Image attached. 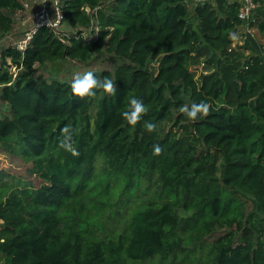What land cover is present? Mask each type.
Here are the masks:
<instances>
[{
	"label": "trees",
	"instance_id": "obj_1",
	"mask_svg": "<svg viewBox=\"0 0 264 264\" xmlns=\"http://www.w3.org/2000/svg\"><path fill=\"white\" fill-rule=\"evenodd\" d=\"M58 1L70 31L42 26L24 50H2L0 141L43 182L0 184V260L264 264V0H253L248 23L237 0ZM23 7L0 0V36ZM245 26L263 38L245 33L247 56L232 46ZM105 47L118 63L93 74L112 92L77 95L36 66L86 62ZM133 97L147 109L134 125L122 116ZM194 104L207 106L195 120L181 111ZM133 204L109 227L107 210L121 216Z\"/></svg>",
	"mask_w": 264,
	"mask_h": 264
},
{
	"label": "rangeland",
	"instance_id": "obj_2",
	"mask_svg": "<svg viewBox=\"0 0 264 264\" xmlns=\"http://www.w3.org/2000/svg\"><path fill=\"white\" fill-rule=\"evenodd\" d=\"M54 0H52L53 2ZM41 0H23L24 7L17 12L11 14L14 18L15 23L13 29L8 32L1 34L0 36V62L2 56V50L8 46H14L16 42L21 41L25 38L28 31L33 27L34 23V13L36 9L39 7ZM191 6V5H189ZM62 32H68L71 29L63 24L61 26ZM251 31L258 40L263 42L262 35L255 28L248 29L246 26L241 27L239 31L233 38L232 46L242 55V52L245 56L249 54L248 49H246L244 45L245 33ZM243 59V57H242ZM7 63L10 65L9 69L14 71L15 73L19 72V68H16L12 65L10 58H7ZM118 63V59L115 55L110 51L106 50V47L103 49L102 53L97 55L94 54L89 61L82 62L78 60H69L63 59L56 62H46L44 64H37L39 68V73H42L44 77L48 79L58 78L60 80L72 81L74 74L80 73L83 74L85 72H100L104 69L114 70ZM202 66L198 68H193L197 74L201 71ZM97 100V99H96ZM97 101L95 102L93 108L90 110L92 115L96 114L97 110ZM8 106L3 103L0 99V114L7 113ZM172 122L168 124V127H171ZM173 131H177V134L181 137H187L189 135L188 132L184 133L183 130L178 128H173ZM10 140L0 141V184L4 182L7 183H16L17 181H28L36 186L40 185L43 181L42 179L34 174L29 172V168L31 167V162H28L21 156L15 154L9 147ZM99 164V162H98ZM100 166V165H99ZM133 203V202H132ZM134 206H130L127 208L122 215H116L115 212H110V210L106 211V217L109 223V227L111 226H122V221L127 219V215L129 210ZM244 208L246 210L251 209V201L246 198L244 199ZM110 216V217H109ZM2 220L0 219V229L2 226ZM227 227L225 228H217L213 234L206 236L205 244L211 243L218 236L227 232ZM193 255H203L208 251V247L204 245L203 249L200 248L192 249ZM0 264H5L4 260H0ZM146 264H154V263H146Z\"/></svg>",
	"mask_w": 264,
	"mask_h": 264
},
{
	"label": "clouds",
	"instance_id": "obj_3",
	"mask_svg": "<svg viewBox=\"0 0 264 264\" xmlns=\"http://www.w3.org/2000/svg\"><path fill=\"white\" fill-rule=\"evenodd\" d=\"M71 89L73 93L85 96V95H95V90L97 88H104L109 92L115 91L113 88V84L110 80L101 82L98 80V78L92 73V72H85L83 74L76 73L73 76V79L71 81ZM146 107L142 100L137 99L135 97L131 98L129 101V108L128 110L124 111L122 113L123 118L125 121L129 124L134 125L138 120L141 119V114L146 112ZM182 112L186 114V116L190 119L195 120L197 118V114L200 112L206 113L207 112V106L200 104V105H193L191 108H189L187 105H185L182 109ZM145 127L147 131L152 132L156 130L157 125L153 122H146ZM70 138V136H69ZM65 147L69 150L75 152L74 149L71 148V145L66 143ZM156 153L160 152V147L155 146L154 148Z\"/></svg>",
	"mask_w": 264,
	"mask_h": 264
},
{
	"label": "built area",
	"instance_id": "obj_4",
	"mask_svg": "<svg viewBox=\"0 0 264 264\" xmlns=\"http://www.w3.org/2000/svg\"><path fill=\"white\" fill-rule=\"evenodd\" d=\"M205 1L211 0H192L193 3H203ZM237 1L241 3L239 17L248 23V20L253 15V10L256 8V3L253 0ZM62 22L63 11L60 8L59 1L54 0L52 2V0H41L39 7L34 13L33 27L28 31L25 38L16 42L14 46L20 50H24L40 27L47 26L58 33L61 30Z\"/></svg>",
	"mask_w": 264,
	"mask_h": 264
},
{
	"label": "bare ground",
	"instance_id": "obj_5",
	"mask_svg": "<svg viewBox=\"0 0 264 264\" xmlns=\"http://www.w3.org/2000/svg\"><path fill=\"white\" fill-rule=\"evenodd\" d=\"M194 5H191L190 7H193Z\"/></svg>",
	"mask_w": 264,
	"mask_h": 264
}]
</instances>
